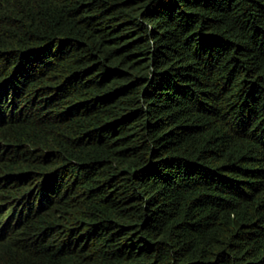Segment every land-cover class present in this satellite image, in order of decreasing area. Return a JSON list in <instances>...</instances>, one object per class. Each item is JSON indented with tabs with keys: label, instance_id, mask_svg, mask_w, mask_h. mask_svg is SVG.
<instances>
[{
	"label": "trees",
	"instance_id": "obj_1",
	"mask_svg": "<svg viewBox=\"0 0 264 264\" xmlns=\"http://www.w3.org/2000/svg\"><path fill=\"white\" fill-rule=\"evenodd\" d=\"M0 264H264V0H0Z\"/></svg>",
	"mask_w": 264,
	"mask_h": 264
}]
</instances>
